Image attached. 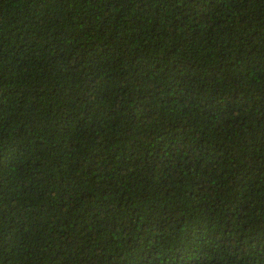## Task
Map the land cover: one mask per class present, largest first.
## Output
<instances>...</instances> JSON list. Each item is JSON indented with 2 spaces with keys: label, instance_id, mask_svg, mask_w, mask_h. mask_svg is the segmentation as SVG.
Here are the masks:
<instances>
[{
  "label": "trees",
  "instance_id": "1",
  "mask_svg": "<svg viewBox=\"0 0 264 264\" xmlns=\"http://www.w3.org/2000/svg\"><path fill=\"white\" fill-rule=\"evenodd\" d=\"M0 264H264V0H0Z\"/></svg>",
  "mask_w": 264,
  "mask_h": 264
}]
</instances>
